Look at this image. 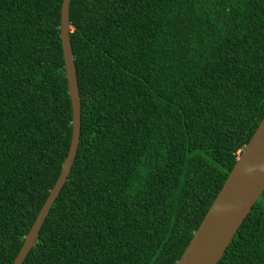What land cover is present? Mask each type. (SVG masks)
Here are the masks:
<instances>
[{"label": "trees", "instance_id": "16d2710c", "mask_svg": "<svg viewBox=\"0 0 264 264\" xmlns=\"http://www.w3.org/2000/svg\"><path fill=\"white\" fill-rule=\"evenodd\" d=\"M62 0H0V264L71 139ZM77 152L22 264H175L264 116V0H71ZM217 264H264V190Z\"/></svg>", "mask_w": 264, "mask_h": 264}, {"label": "water", "instance_id": "95a60500", "mask_svg": "<svg viewBox=\"0 0 264 264\" xmlns=\"http://www.w3.org/2000/svg\"><path fill=\"white\" fill-rule=\"evenodd\" d=\"M62 0L60 40L67 93L71 101V139L59 176L36 215L12 264H22L35 245L39 231L54 200L67 180L80 138L81 103L71 47L69 4ZM264 190V116L241 150L222 188L175 264H217L241 223Z\"/></svg>", "mask_w": 264, "mask_h": 264}]
</instances>
